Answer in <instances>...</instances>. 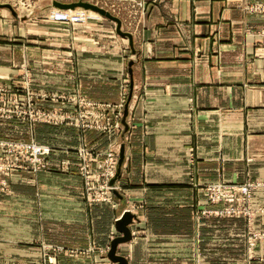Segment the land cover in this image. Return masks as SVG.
Returning <instances> with one entry per match:
<instances>
[{
	"label": "rangeland",
	"instance_id": "1",
	"mask_svg": "<svg viewBox=\"0 0 264 264\" xmlns=\"http://www.w3.org/2000/svg\"><path fill=\"white\" fill-rule=\"evenodd\" d=\"M57 2H89L105 9L113 18L83 6H76L74 10L58 8ZM146 2L0 0V7L7 10L12 26L8 30L0 28L1 219L5 218V213L15 220L27 219L24 218L27 213L30 219H38L34 198L37 176L55 169L73 171L78 175L87 207L99 203L118 206L119 198L124 197L118 179L125 162L126 146L134 135L142 139L150 130L143 125L137 126L132 116L140 99L136 101L135 76L136 71L140 73L138 67L142 64L143 54L137 37L141 16L147 11ZM243 6L264 12V0H246ZM59 9L79 13L78 20L55 23L50 15ZM257 35L258 42L264 43V30ZM55 40L61 43L58 45L63 50H69L64 46L71 45L79 53L93 57L94 60L83 61L81 67H109V95H84L79 91V84L70 90L69 84L65 83L74 79L69 76L74 73L69 72L68 62L55 65L62 67V72L57 74L53 64L41 62L37 47L52 49L49 45ZM23 46H30L34 52L27 55ZM54 75L63 77V80L55 81ZM76 79L82 82L86 77L76 75ZM61 89L67 90L62 93ZM238 100L232 110L225 111L227 117L223 115V124L247 120V109L242 106L241 99ZM226 106H229L228 102L223 108ZM163 126L164 131L171 130L169 123ZM196 130H190L191 138L197 136ZM255 130L264 131L262 128ZM206 131L209 135V130ZM233 131L241 129H221L222 135ZM239 143L246 146L241 140ZM239 143L235 145V142L222 139V143L216 146L217 153H214L220 164L216 168L218 174L213 177L210 171L214 167L211 165L201 179L197 174V144L191 141L187 145L184 153L189 183L195 189L197 200L193 202L191 198L188 212H183V220L181 210L176 208L167 216L173 223H163L166 218L156 213L152 217L148 214L147 205H152L150 199L147 202L146 199H128L124 211L114 221L108 244L65 247L64 244L33 241L37 245L41 243L39 257L28 262H22L20 256L13 261L0 258V264H57L63 255L89 258L95 251L102 255L94 257L96 264L101 263V257H106L110 264H128V258L118 251L121 246L133 242L139 244L138 258L142 264H264V178L229 176L233 167L236 172L244 171L245 163H251L250 159L246 161L247 158L231 160L233 153H242ZM208 145L206 143L204 147ZM158 147L160 152H181L179 146L167 143ZM39 149H44V153ZM143 173L142 186L148 189L145 195L149 198L156 196L155 185L149 182L151 178L146 175L145 168ZM170 177L167 178H174ZM244 188L249 191L245 192ZM187 213L188 221L185 220ZM85 224L79 225L78 235L83 234ZM45 226L53 228L49 224ZM122 226L130 231V239L125 241L122 240L126 237L120 230ZM17 227L21 229L19 225ZM117 257L123 260L116 261Z\"/></svg>",
	"mask_w": 264,
	"mask_h": 264
},
{
	"label": "crops",
	"instance_id": "2",
	"mask_svg": "<svg viewBox=\"0 0 264 264\" xmlns=\"http://www.w3.org/2000/svg\"><path fill=\"white\" fill-rule=\"evenodd\" d=\"M146 1L147 11L141 16L137 37L143 54L142 64L138 67L140 73L136 71L135 76L136 101L140 99L132 116L137 126L143 125L150 130L142 139L134 135L126 146L125 162L118 179L124 197L119 198L117 207L99 203L89 208L81 195V181L75 172L55 169L39 173L37 193L33 196L37 201L38 219H30L29 213L24 217L27 219H10L8 213L4 214L5 218H0L1 259L13 261L20 256L22 262L31 261L39 257L42 242L64 244L65 247L104 246L110 242L111 228L128 199H146V202L150 199L152 205H147L148 214L152 217L156 213L166 218L163 223H173L167 216L176 208L181 210L183 220V212H188L191 198L193 202L197 200L195 189L190 187L184 153L191 141L197 144L199 152L197 174L200 179L205 177L211 165L213 177L218 174L216 168L220 164L214 153L222 139L235 142V145L240 140L246 143V146L239 143L242 153H233L231 160H251V163H245L244 171L236 172L233 167L229 176L264 178V131L255 130L264 129V43L257 40V32L264 30V12L244 7L246 0ZM6 12L0 7V28L8 30L12 26ZM40 42L45 44V41ZM58 44L61 43L55 40L49 45L52 49L37 47L41 62L53 64L55 74L62 72V67L55 65L68 62L69 72L74 73L69 75L74 79L65 83L69 84L70 90L79 84V91L84 95H109V67H81L83 61L93 57L79 53L71 45H65L64 48L69 50H63ZM23 47L27 55L34 52L30 46ZM76 75L86 77L84 83L76 79ZM54 78L55 81L63 80L57 75ZM118 81L119 77L117 86ZM238 99L247 109V120L225 122L224 125L225 111L232 110ZM227 102L229 106L223 108ZM166 123L171 130L164 131L166 125L163 124ZM223 127L241 131L222 135ZM192 128H197V136L191 138ZM166 143L179 146L181 152H160L158 145ZM206 143L209 147H204ZM144 168L151 178L149 182L155 185L151 190L158 193L150 198L144 193L148 189L142 186ZM170 176L174 178L170 179ZM177 176L181 178L177 179ZM186 217L188 221V213ZM82 223H86V228L78 235ZM47 224L53 228L47 229ZM33 241L41 243L37 245ZM138 245L134 242L125 244L118 253L128 258V264H142L138 258ZM97 256L102 255L98 251L89 258L63 255L57 264H96L94 257ZM100 262L110 264L106 257H101Z\"/></svg>",
	"mask_w": 264,
	"mask_h": 264
},
{
	"label": "water",
	"instance_id": "3",
	"mask_svg": "<svg viewBox=\"0 0 264 264\" xmlns=\"http://www.w3.org/2000/svg\"><path fill=\"white\" fill-rule=\"evenodd\" d=\"M56 5L59 8H64V9H68V8L73 9L76 6H83L86 9H92V10L98 11L99 13H101L103 15H106L108 17L113 18V16L108 11H106L105 9H103V8H101L95 4L89 3V2H78V3H72V4H63V3L57 2ZM119 29H120V26H119ZM120 230H122L126 235V237L124 239H122L123 241L130 239V231L127 227L122 226V227H120ZM118 241H120V240H118ZM116 259H117L116 261L123 260L119 257H117Z\"/></svg>",
	"mask_w": 264,
	"mask_h": 264
},
{
	"label": "built area",
	"instance_id": "4",
	"mask_svg": "<svg viewBox=\"0 0 264 264\" xmlns=\"http://www.w3.org/2000/svg\"><path fill=\"white\" fill-rule=\"evenodd\" d=\"M79 18V13H68L65 10H57L52 15H50V19L54 22L58 23H70V22H75ZM40 148V147H39ZM46 148V147H43ZM44 149H39L40 153H44ZM245 192H248V188H244Z\"/></svg>",
	"mask_w": 264,
	"mask_h": 264
},
{
	"label": "bare ground",
	"instance_id": "5",
	"mask_svg": "<svg viewBox=\"0 0 264 264\" xmlns=\"http://www.w3.org/2000/svg\"><path fill=\"white\" fill-rule=\"evenodd\" d=\"M59 8V7H58ZM68 9H71V8H68ZM72 10H74V9H72ZM69 13V12H68ZM71 14V13H70Z\"/></svg>",
	"mask_w": 264,
	"mask_h": 264
}]
</instances>
